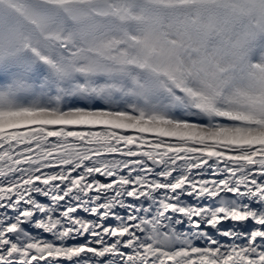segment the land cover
<instances>
[{
    "label": "snow or ice",
    "instance_id": "snow-or-ice-1",
    "mask_svg": "<svg viewBox=\"0 0 264 264\" xmlns=\"http://www.w3.org/2000/svg\"><path fill=\"white\" fill-rule=\"evenodd\" d=\"M0 264H264V0H0Z\"/></svg>",
    "mask_w": 264,
    "mask_h": 264
}]
</instances>
